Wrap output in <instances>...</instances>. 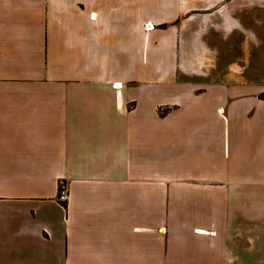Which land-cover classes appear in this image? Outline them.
I'll return each instance as SVG.
<instances>
[{"label": "crops", "instance_id": "0c3cea01", "mask_svg": "<svg viewBox=\"0 0 264 264\" xmlns=\"http://www.w3.org/2000/svg\"><path fill=\"white\" fill-rule=\"evenodd\" d=\"M257 8L0 0V264H264V84L212 76Z\"/></svg>", "mask_w": 264, "mask_h": 264}, {"label": "rangeland", "instance_id": "374dc122", "mask_svg": "<svg viewBox=\"0 0 264 264\" xmlns=\"http://www.w3.org/2000/svg\"><path fill=\"white\" fill-rule=\"evenodd\" d=\"M218 6H213V5H205L204 9L201 11L204 14H211L212 12H214V10L217 8ZM248 15H244V21L248 22V24L253 27L254 24L257 23V28L258 31L261 32L260 39H261V44L258 45L254 42H252L249 38H247L245 36V32L243 31V29H238L237 31L235 30V32H233L229 38H219L217 40V45L221 48V51L224 52L221 54L222 57V62H221V68L220 71L214 72V74H212V76H215V78L218 79V84H226L227 87H229L232 90H235L236 88L238 90L240 89H249V88H253V85L255 83L262 82L264 84V10H258V8L254 11L248 12ZM257 14H259V19H257ZM191 13L187 14V17L190 16ZM258 20V21H257ZM263 24H261V22ZM177 22V21H175ZM260 22V23H259ZM259 23V24H258ZM253 29L255 30V25L253 27ZM214 40L210 39V42L213 43ZM248 44L249 47V52L246 54L245 53V45ZM248 56V57H247ZM234 62H238L239 64H247V72L245 75L243 76H237L239 79H245L246 81H248L246 84V86H240V85H234L233 84V79L230 77V80L225 78V76L222 74V71H225V68L230 64V63H234ZM227 75H229L228 73H226ZM231 75L236 76V74L232 73ZM254 82H252V81ZM255 86V85H254ZM215 91L214 89L210 90L207 92V95L205 97H203L200 101V103L202 105L206 106L212 102L215 101ZM256 96L261 99L264 100V91H261L259 94H256ZM252 105V101H244V102H238V104H236L237 108H243V109H250ZM264 107V106H263ZM252 109H250L251 111ZM165 110H161L162 113H164ZM237 116V115H236ZM246 117V116H244ZM232 122H231V130H230V136L232 138L231 141V146L234 145V138L236 137V133L237 128L236 125H238V123H236V119L235 116L231 117ZM245 124L249 125V123L245 122ZM225 135L228 136V134H225L223 125H218V128L215 130V139L218 142V145L220 144L221 146H225L224 143V138ZM208 147L209 144H208ZM232 148V147H231ZM203 153L206 156H209L208 154V150L205 149V146L203 145ZM65 187L66 188V182L62 181L61 182V188Z\"/></svg>", "mask_w": 264, "mask_h": 264}, {"label": "built area", "instance_id": "2783aa9c", "mask_svg": "<svg viewBox=\"0 0 264 264\" xmlns=\"http://www.w3.org/2000/svg\"><path fill=\"white\" fill-rule=\"evenodd\" d=\"M146 27H147V29L151 30L152 28H154V25H153V24H150V22H148V23L146 24ZM66 197H67V191H66V188L63 187L62 190H61L60 198H61L62 200H65Z\"/></svg>", "mask_w": 264, "mask_h": 264}, {"label": "bare ground", "instance_id": "6f19581e", "mask_svg": "<svg viewBox=\"0 0 264 264\" xmlns=\"http://www.w3.org/2000/svg\"><path fill=\"white\" fill-rule=\"evenodd\" d=\"M150 24H152V23L150 22Z\"/></svg>", "mask_w": 264, "mask_h": 264}]
</instances>
